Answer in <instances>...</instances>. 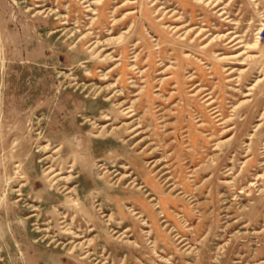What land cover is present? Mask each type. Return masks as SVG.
<instances>
[{
  "label": "rangeland",
  "instance_id": "1",
  "mask_svg": "<svg viewBox=\"0 0 264 264\" xmlns=\"http://www.w3.org/2000/svg\"><path fill=\"white\" fill-rule=\"evenodd\" d=\"M0 264H264V0H0Z\"/></svg>",
  "mask_w": 264,
  "mask_h": 264
},
{
  "label": "bare ground",
  "instance_id": "2",
  "mask_svg": "<svg viewBox=\"0 0 264 264\" xmlns=\"http://www.w3.org/2000/svg\"><path fill=\"white\" fill-rule=\"evenodd\" d=\"M85 2V1H84ZM129 113V112H128ZM112 119L111 118H109V116H105L104 117V121H111ZM92 124H94V123H92ZM113 125V122H111L110 124H108L107 126L108 127H111ZM103 128V127H102ZM97 137V136H96ZM56 153V152H55ZM45 160H47V158H44L43 160H42V162H44ZM57 163H55V164H52L51 166H48V167H46V170H45V172H46V175H48V176H50L51 175V178H50V182H51V180H54V179H57V181L55 182V184L56 185H61V184H64V186H63V188H62V192L61 193H65V192H67L66 194H71V195H74L75 196V194H77V190L76 189H70L67 185H69L72 181H74V180H76V178H75V176L73 175L74 174V168L72 167V164H69V166L67 167L68 168V172L67 173H65V174H68L67 176H65L64 178H62V174L64 175V173H62L63 171H64V167H62V169H60V172H61V174H58V173H56V169H54V167H55V165H56ZM103 171H104V173H102V175L100 176V178H102V179H107V180H109V177L112 175V173H109L108 172V170H106L105 168H103L102 169ZM106 170V171H105ZM119 175V174H118ZM117 175V176H118ZM124 178H131V175H126V177H124ZM120 180V179H119ZM134 185V187H132ZM129 186H130V188L131 189H133V188H136V187H138L137 185H135V182L134 181H132V182H130L129 183ZM74 188H76V187H74ZM141 189H143V188H137V191H140ZM147 192V191H146ZM60 193V194H61ZM149 196V195H148ZM151 201H153L154 202V199H152ZM150 201V202H151ZM70 202H72V205L73 206H75V207H77L78 206V201H77V199L76 198H73L72 200H70ZM97 208H98V212H99V214L101 215V216H103V217H105L104 216V213H105V211H104V209H103V206H101V205H97L96 206ZM152 207H153V209L154 210H160L158 207H157V204H153L152 205ZM130 210V209H129ZM68 211V210H67ZM131 214V216H133V214H134V212H131L130 213ZM160 214H162L161 213V211H160ZM136 217H138V219H140V216L139 215H136ZM58 218V217H57ZM62 218H64L65 219V217H62ZM106 226H108V227H112V216H109V218L106 220ZM85 227H86V229H85V232H81L80 234L82 235V236H80V235H77L76 233H72V235L70 236L72 239H74L75 241L76 240H82L83 238H85L86 236H90L91 234H95L97 231H96V229L92 226V225H90V224H85ZM81 228H82V225H81ZM71 234V233H70ZM69 244H74V242H70ZM61 245H63V244H61ZM83 245V242H80V243H78L77 244V246H82ZM73 248V247H72ZM90 258V256H84L82 259H89Z\"/></svg>",
  "mask_w": 264,
  "mask_h": 264
}]
</instances>
